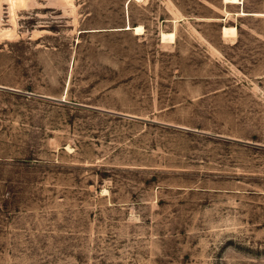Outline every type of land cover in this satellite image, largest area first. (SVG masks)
Instances as JSON below:
<instances>
[{"label":"rangeland","instance_id":"obj_1","mask_svg":"<svg viewBox=\"0 0 264 264\" xmlns=\"http://www.w3.org/2000/svg\"><path fill=\"white\" fill-rule=\"evenodd\" d=\"M72 2L0 0V264H264V0Z\"/></svg>","mask_w":264,"mask_h":264},{"label":"bare ground","instance_id":"obj_2","mask_svg":"<svg viewBox=\"0 0 264 264\" xmlns=\"http://www.w3.org/2000/svg\"><path fill=\"white\" fill-rule=\"evenodd\" d=\"M11 1H12V4H17L18 3L20 5V2H22L23 0H11ZM63 1H65V0H63ZM66 2H68L70 4L73 3L72 0H66ZM125 29H131L134 33L139 34V33H142L143 26L141 24L135 25V26L129 25L128 27H125Z\"/></svg>","mask_w":264,"mask_h":264}]
</instances>
